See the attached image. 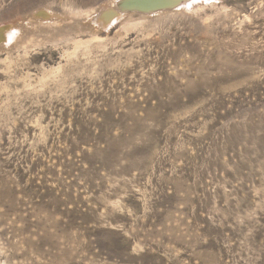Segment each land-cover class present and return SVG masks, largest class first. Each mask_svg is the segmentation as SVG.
I'll return each mask as SVG.
<instances>
[{
    "label": "rangeland",
    "instance_id": "1",
    "mask_svg": "<svg viewBox=\"0 0 264 264\" xmlns=\"http://www.w3.org/2000/svg\"><path fill=\"white\" fill-rule=\"evenodd\" d=\"M123 1L0 0V264H264V0Z\"/></svg>",
    "mask_w": 264,
    "mask_h": 264
},
{
    "label": "water",
    "instance_id": "2",
    "mask_svg": "<svg viewBox=\"0 0 264 264\" xmlns=\"http://www.w3.org/2000/svg\"><path fill=\"white\" fill-rule=\"evenodd\" d=\"M139 1H141V0H125V1L120 3V6L123 9V11H126V12L127 11H135V12H140V13H145V14H150L153 10H157V9L162 7V6L153 7L155 5V3H151V4H149V6L141 8Z\"/></svg>",
    "mask_w": 264,
    "mask_h": 264
},
{
    "label": "bare ground",
    "instance_id": "3",
    "mask_svg": "<svg viewBox=\"0 0 264 264\" xmlns=\"http://www.w3.org/2000/svg\"><path fill=\"white\" fill-rule=\"evenodd\" d=\"M174 2L175 1H173V3ZM151 3H155V5L153 7H160L161 5L164 7V5H168L170 2H167V0H160V1L159 0H141V1H139V4H140L141 8H144L146 6H149V4H151ZM171 3H172V1H171ZM105 12H104L105 16L103 15L102 20H101L102 23H103V20H104V22H108V20H111L112 19L111 17H108L110 14H112V12H109L108 10H106ZM113 18H115V17H113Z\"/></svg>",
    "mask_w": 264,
    "mask_h": 264
}]
</instances>
